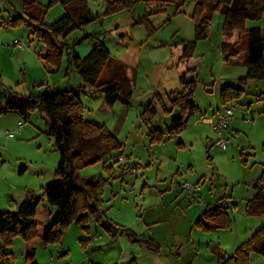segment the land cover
Masks as SVG:
<instances>
[{"label":"rangeland","instance_id":"1","mask_svg":"<svg viewBox=\"0 0 264 264\" xmlns=\"http://www.w3.org/2000/svg\"><path fill=\"white\" fill-rule=\"evenodd\" d=\"M28 1L0 0L2 88L14 90L17 99L47 87L64 89L84 84L77 72L66 74V53L60 67L48 65L43 59L44 44L26 25H6L24 15ZM37 1L43 5L50 2ZM63 1L67 0L48 8L46 25L65 15ZM89 3L99 19L72 32L69 38L72 43L80 41L75 45L80 57H86L98 42H103L113 57H120L129 48H140L139 65L127 67L131 79L128 86L133 94L129 106L121 101L109 105L102 93L90 88L81 93L85 118L106 125L122 148L81 170L80 177L83 181L106 177L105 161L114 163L119 153L126 156L133 169L125 170V161L115 164L118 177L105 186L103 210L129 231L113 237L97 217L90 215L86 224L72 223L53 243L41 241L27 249L30 244L22 236H14L7 246L13 254L2 257L0 252V264H33L27 259L28 253H34L36 264H87L90 260L127 264L132 258L136 264H220L214 248L218 246L231 254L244 241L248 230L261 222V217L246 214V203L254 196L253 185L264 168V80L248 81L242 97L224 105L221 89L226 82L238 86L232 81L241 76L238 72L245 67L240 65L235 71L231 64H224L226 60L215 46L205 40L199 42L188 60L196 68L192 71L197 77L194 98L200 111L190 117L182 133L151 142L153 129L166 130L180 114L171 98L184 89L180 78L186 64L180 59V39L195 38L191 18L195 0H187L179 12L174 3H153L147 8L141 1L134 14L123 10L108 15L104 14L103 0ZM146 10L154 12L150 16L155 27L151 35L145 26L133 24ZM88 34L90 37L84 38ZM15 40L24 43L25 49H19ZM8 98L7 94H0L1 100ZM149 104L157 111L152 123H146L141 116ZM219 107L234 110L233 121L225 131L229 141L226 149L216 144L218 138L212 128ZM20 121L22 131L9 136L7 132ZM49 130L50 119L40 110L33 111L29 121L12 112L0 114V212L16 211L28 197L41 196L36 215L38 230L46 229L57 213L44 195V187L54 180L61 162ZM186 182L198 189H185ZM224 197L237 203L230 211L232 227L205 230L199 226L196 222L203 211ZM131 232L138 241L128 234ZM151 239L160 245L159 252L148 247ZM1 246L4 241L0 236ZM249 264H264V256L253 252Z\"/></svg>","mask_w":264,"mask_h":264},{"label":"trees","instance_id":"2","mask_svg":"<svg viewBox=\"0 0 264 264\" xmlns=\"http://www.w3.org/2000/svg\"><path fill=\"white\" fill-rule=\"evenodd\" d=\"M58 1L61 0H50L48 5H43L37 0H30L25 3L24 15L10 20L6 25H26L31 34L44 44L46 52L43 59L48 65L60 67L66 53L69 64L66 74L77 72L84 84L64 89L47 87L38 93L15 99L17 93L14 90L2 88L0 74V94L9 96L8 99H0V114L12 112L29 121L31 113L40 110L50 119L49 134L54 137L56 149L61 155L54 180L44 187L48 204L57 208V213L41 237L45 244L59 241L63 231L74 222L86 224L90 215L97 217L113 237L129 231L108 218L103 210L104 189L112 179L118 177L115 164L119 162L121 153L115 157L114 163L108 164L105 161L106 177L87 178L84 181L80 177L81 170L106 160L122 148L120 140L106 125L85 118L81 93L90 88L102 93L109 105L121 101L129 106L133 94L128 86L131 79L128 77L127 67H136L140 63L139 47L129 48L120 57H113L103 42L95 44L86 57H80L75 50V45L80 41L70 42V35L97 21L100 15L92 12L89 0H67L62 2L65 15L53 24L46 25L48 8ZM103 1L106 6L104 14L108 15L123 10L134 14L141 1L147 8L153 3H174L179 12L187 0ZM152 14L153 11L146 10L133 24L145 26L151 35L155 30L150 20ZM191 18L195 24V38L185 42L183 60L191 58L199 42L209 38L212 27L220 29L224 34L237 32L241 36L247 35L249 70L239 79L238 86L222 89L220 99L224 105L241 98L248 81L264 80V32L259 27L247 26L250 20L260 21L264 18V0H197ZM89 37L90 34L84 38ZM222 52L226 61L231 60L239 54L238 43L224 42ZM189 70L191 72L195 69ZM186 74L180 78L183 91L171 98L172 106L178 108L180 114L172 119L166 130L153 129L149 135L151 142L182 133L188 127L190 117L200 111L194 98L196 82L186 81ZM156 114L155 107L149 104L141 116L146 123H152ZM253 186L255 195L246 203V214L264 217V168ZM41 200V196L28 197L16 211L0 212V236L4 241V246L0 247L2 257L13 254L7 250V246L14 236H22L28 244L39 237L36 215ZM236 205V202L228 204L221 199L214 206L207 207L196 223L205 230L231 228L233 220L230 210ZM128 234L138 241L133 232ZM147 244L151 250L159 252L160 245L155 240L151 239ZM253 252L264 256V223L250 238L238 245L233 255L227 256L222 249H214L216 256L222 259L221 264H249ZM27 259L36 264L34 253H28ZM135 260L132 258L127 264H136ZM87 264L105 263L90 260Z\"/></svg>","mask_w":264,"mask_h":264},{"label":"crops","instance_id":"3","mask_svg":"<svg viewBox=\"0 0 264 264\" xmlns=\"http://www.w3.org/2000/svg\"><path fill=\"white\" fill-rule=\"evenodd\" d=\"M196 1L197 0H195V3H196ZM187 2V1H186ZM185 2V3H186ZM184 3V4H185ZM183 4V5H184ZM182 5V6H183ZM194 6H195V4H194ZM194 6H193V9H194ZM247 26H248V28H253V27H259V28H261L262 30H263V32H264V18L262 19V20H260V21H253V20H250V21H248L247 22ZM244 36V37H243ZM243 36H241V35H239L237 32H234V33H230V34H224L220 29H218V28H216V27H212L211 28V30H210V35H209V38L207 39V40H205V42H207V43H209V45L212 47V46H215V48H217L219 51H221L222 52V45H223V43L224 42H228V43H231V44H234V43H238V49H239V54H238V56H236V57H234V58H232L231 60H229V61H226V62H224V64H227V65H229L230 66V64L232 65V68L235 70V71H237V69L240 67V65H241V67L242 66H244L245 68V72H244V69H241V71L240 72H238V73H240V75L241 76H238L237 78H235V80L234 81H232V82H237L238 84H239V79L240 78H242V77H244L246 74H247V72H248V70H249V66H248V38H247V35H246V37H245V35H243ZM180 41L182 42V43H180L183 47V49H182V54H181V56H180V59L181 60H183L182 59V55H183V51H184V44H185V42L186 41H188V40H186V39H183V38H181L180 39ZM15 44V43H14ZM241 48V49H240ZM222 54H223V52H222ZM224 56V55H223ZM241 56H243V58L241 59L240 57ZM184 62H185V64H186V70L184 71V74H186V81H195L196 82V79H197V77H196V75H195V73H192V71L191 72H189L190 70L189 69H192V65H190V64H192V61L191 60H183ZM191 61V62H190ZM194 69H196V68H194ZM237 79V80H236ZM227 84L223 87V88H225V87H227V86H234V83H232V84H230V82H226ZM222 88V89H223ZM222 89H221V91H222ZM261 94L263 95V92H261ZM221 95V94H220ZM262 95H260V98H262L263 99V97H262ZM227 108V107H226ZM225 110V109H224ZM224 110H221V108L219 107L218 109H217V112H215V114H216V117L218 116V114L220 113V112H222V111H224ZM233 120H231L230 121V123L232 122ZM230 123H229V125H230ZM229 125H228V127H229ZM227 127V128H228ZM127 167L131 170V169H133V166H130V162L128 161V159H127ZM253 188H254V186H253ZM254 192H255V190H254ZM254 195H255V193H254ZM221 199H224V200H227L229 203H233L234 201L232 200V199H228V198H226V197H224V198H221ZM220 199V200H221ZM251 199V198H250ZM219 201V200H218ZM215 205V204H214ZM213 205V206H214ZM39 209V208H38ZM232 211H233V209H231ZM230 210V211H231ZM37 214H38V210H37ZM50 214V213H49ZM264 223V217H261V222L255 227V229H253V230H251V229H249L248 230V234H247V236H246V238L244 239V241L245 240H247L248 238H250L255 232H256V230L257 229H259L260 228V226L262 225ZM39 231V237L38 238H36L28 247H27V249H29V248H32V246L33 245H36V244H39L40 242H41V237L43 236V233H44V231H45V228H40V230H38ZM238 247V245L235 247V249H234V251L231 253V254H228L227 252H225L226 253V255L227 256H231V255H233L234 253H235V250H236V248ZM216 249H218L219 247L218 246H216L215 247ZM214 248V249H215ZM221 249V248H220ZM218 257V256H217ZM219 258V257H218ZM220 260H219V263L221 264V262H222V259L221 258H219Z\"/></svg>","mask_w":264,"mask_h":264},{"label":"built area","instance_id":"4","mask_svg":"<svg viewBox=\"0 0 264 264\" xmlns=\"http://www.w3.org/2000/svg\"><path fill=\"white\" fill-rule=\"evenodd\" d=\"M15 44L17 45V47L19 49H25V47H26L25 44L19 40H15ZM233 116H234L233 108L227 107V108H225L224 111H222L218 114L217 118L215 119V122L212 124L213 131L217 135V138H218L216 141V144L223 149H226L227 144L229 142L228 139L225 138V131H226L230 121L233 119ZM22 127H23V124L20 121L18 123V126L15 129H13L12 131H8L7 134L11 137H14L22 131ZM119 161H125L127 164L126 156L121 155L119 157ZM125 170L128 171L130 169L128 167H126ZM183 187L185 189H189L193 192H195L198 189V187H196L195 185H192L190 182H186L183 185Z\"/></svg>","mask_w":264,"mask_h":264}]
</instances>
